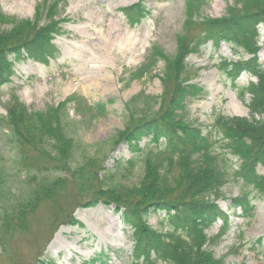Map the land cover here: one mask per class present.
Instances as JSON below:
<instances>
[{"label": "rangeland", "instance_id": "obj_1", "mask_svg": "<svg viewBox=\"0 0 264 264\" xmlns=\"http://www.w3.org/2000/svg\"><path fill=\"white\" fill-rule=\"evenodd\" d=\"M208 1L203 10L201 0H0L2 34L16 33L26 21L43 26L51 19L60 29L41 58L10 56L13 76L0 87L1 205L14 209L30 200L35 187L63 181L52 198L28 215L24 231L0 230V264H34L41 257L55 264H133L134 241L120 214L113 207L86 204L95 175L112 186H133L143 176L140 152L127 142L118 144V136L170 113L175 100L179 113L205 134L214 133L218 116L251 120V97L241 91L257 80L237 73L233 84L222 70L224 62L250 56L219 40L209 27L227 17L233 2ZM93 17L99 20L93 23ZM96 23L105 32L113 28L114 55L125 47L126 35L133 43L108 66L114 80L108 90L92 82L93 71L86 70L92 66L85 67L77 56V47L91 38L85 33H93ZM135 43V52L130 51ZM152 54L157 62L150 65ZM259 57L263 62L264 53ZM145 67L151 75L141 79ZM213 140L222 153L215 133ZM147 142L139 140L137 146L144 149ZM229 159L236 170L239 162ZM130 161L134 168L126 170ZM258 171L264 175V169ZM231 175L218 201L228 223L218 220L206 232L209 249L225 264H264V197L250 192L249 216L233 208L231 200L246 189ZM164 220V214H154L148 223L165 232Z\"/></svg>", "mask_w": 264, "mask_h": 264}, {"label": "trees", "instance_id": "obj_2", "mask_svg": "<svg viewBox=\"0 0 264 264\" xmlns=\"http://www.w3.org/2000/svg\"><path fill=\"white\" fill-rule=\"evenodd\" d=\"M228 1L233 3L227 9V17L211 21L209 27L219 40L250 56L239 63L226 61L222 70L232 76L233 84L237 73H246L257 80L241 91L243 96H251V120L217 117L214 133L216 142L222 145L221 153L215 149L214 133L205 134L202 128L189 123L185 115L179 113L180 103L174 107L179 101L175 100L170 113L148 119L118 136V144L127 142L133 151L140 152L144 167L139 183L112 186L104 180L99 182L95 175L91 185L87 206L113 207L120 214L122 224L130 229L134 241L133 264H225L209 249L206 232L218 220L228 223L218 201L232 178L231 171L246 189L242 196L231 200L233 208H240L248 215L253 211L250 192L264 197V175L258 171L259 167L264 169V61L259 57L261 51L264 52V41L260 45L264 0ZM201 2L203 10L210 4L208 0ZM52 22L50 19L40 26L41 23L35 25L26 21L18 25L16 33H0V87L13 76L10 56L18 60L26 54L38 59L47 54L54 35L60 33L57 24L51 25ZM156 62L153 54L149 56L147 64ZM148 70L145 67L141 72V79L151 75ZM15 106L9 108L11 115ZM12 127L18 135L16 126ZM143 139L148 142L140 149L137 142ZM229 157L239 162L236 170ZM133 168L134 161H130L126 170ZM62 182L59 179L50 184L52 187L42 188L43 184L35 187L30 200L25 204L17 203L14 209L4 210L2 200L1 232L24 231L28 215L36 212L40 201L52 198ZM154 214L165 215V232L149 225V217ZM227 228L225 226L219 236ZM43 258L34 264H55Z\"/></svg>", "mask_w": 264, "mask_h": 264}, {"label": "bare ground", "instance_id": "obj_3", "mask_svg": "<svg viewBox=\"0 0 264 264\" xmlns=\"http://www.w3.org/2000/svg\"><path fill=\"white\" fill-rule=\"evenodd\" d=\"M93 23L99 20L98 17H93ZM93 33L87 31L88 36L91 38L85 42L84 47H77V56L80 57L85 63L90 64L92 67L86 68V70H92L93 75L90 78L92 82L97 84L98 88L108 90L113 88L114 80L109 72L108 66L112 63H117L118 56L124 55L129 50V46L132 45L131 35H126L123 41H125V47L121 49V52L116 56L110 50L113 45V28H110L108 32L102 31L103 27H100V23H96ZM113 25V24H112ZM98 29V31L96 30ZM146 38V37H143ZM144 40V39H143ZM98 43V46L94 45ZM130 51H134L135 46ZM122 45V44H121Z\"/></svg>", "mask_w": 264, "mask_h": 264}]
</instances>
